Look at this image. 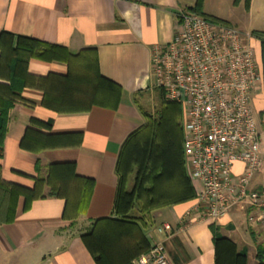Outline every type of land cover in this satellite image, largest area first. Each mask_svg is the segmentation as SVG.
Segmentation results:
<instances>
[{
  "label": "crops",
  "instance_id": "obj_1",
  "mask_svg": "<svg viewBox=\"0 0 264 264\" xmlns=\"http://www.w3.org/2000/svg\"><path fill=\"white\" fill-rule=\"evenodd\" d=\"M196 1L191 4L189 0H0V34L2 31L12 33L13 45L17 36H27L62 45L75 56L70 64L29 57L31 75H66L69 70L79 74L90 63L98 74L122 88L116 108L94 104L87 111L75 113H59L45 106L44 91L37 85L26 86L19 92L8 114L0 157L3 179L31 187L32 177L37 174V159L41 160L43 175L52 163L74 161L76 174L93 179L95 185L86 212L75 219L63 216L64 199L36 200L24 210L21 197L15 221L0 225V264H97L81 235L92 228L95 220L113 217L119 153L127 137L148 122L145 113L156 114L167 108L173 128L171 135L181 148L182 111L178 106H166L162 102L161 91L152 75L151 52L155 45L163 46L172 41L177 31V14L194 6ZM202 11L215 16L204 7ZM253 44L262 78L253 90L251 107L264 150L263 51L259 39ZM1 74L0 82L8 83V70H1ZM150 93L159 96H155L159 101L152 111L141 102ZM32 119L51 126L36 125ZM29 126L43 133L72 135V142L69 141L75 143L42 149L40 153L26 150L21 147V140ZM183 158L184 163L176 172L175 198L186 199L152 211L146 217L148 228L133 226L134 235H125L122 242L113 246L116 256L125 260L137 257L141 248L138 243L145 235L151 244L155 240L164 241L171 264H215L211 230L214 224L247 254V264H258L257 248L264 244V223L250 221V216L258 209L238 204L218 222L202 218L196 208L199 184L192 181L190 187ZM242 170V164L235 165L237 174ZM262 181V175L257 174L251 182V190L260 191ZM132 183L133 178L130 187ZM164 223L172 226L170 236L157 230ZM99 226L103 233L110 223ZM119 234H115V239L121 237Z\"/></svg>",
  "mask_w": 264,
  "mask_h": 264
},
{
  "label": "trees",
  "instance_id": "obj_2",
  "mask_svg": "<svg viewBox=\"0 0 264 264\" xmlns=\"http://www.w3.org/2000/svg\"><path fill=\"white\" fill-rule=\"evenodd\" d=\"M203 1L197 0L189 9L207 19L227 23L204 13ZM250 1L246 0L248 8ZM253 34L261 42L264 66V31H253ZM13 41L12 33L1 32L0 75H2L1 70L7 69L9 77L8 83L0 82V157L7 132L9 111L18 99L19 92L26 86L41 87L44 91L43 104L59 113L87 111L94 104L117 107L122 88L98 74L90 63L79 74L69 70L66 75L49 74L37 77L29 73V57L72 63L75 56L66 47L20 35L17 36L15 45ZM36 80L37 83H34ZM159 89L162 102L166 106H178L184 119L182 105L169 100L164 89ZM145 115L148 117V122L127 137L119 153L116 165L119 182L113 217L95 220L92 228L81 235L97 264H131L134 258L125 260L116 256L113 247L116 242H122L125 235L133 236L134 227L141 225L144 229L148 228L146 217L155 209L186 199V197L175 198L178 186L176 172L183 165V156L185 157L184 124L182 125L183 140L179 149L174 135H171L173 128L168 109L163 108L156 114L145 113ZM32 122L47 128L51 126L50 123L37 119H32ZM72 139V135L43 133L34 126H29L21 140V147L40 153L42 149L74 145L75 141L71 143ZM41 170V160L37 159V174L32 177L34 183L29 187L3 179L0 164V225L15 221L21 197L24 198V210H28L36 200L55 197L65 200L63 213L65 218L75 219L86 212L95 181L78 176L74 161L52 163L48 165L45 175ZM131 178L133 183L130 187ZM187 182L191 187L190 176ZM104 222L110 223V226L102 233L99 225ZM211 230L215 246V264H247V254L241 251L232 239L222 235L214 224L211 225ZM117 233H120L121 237L115 239ZM140 245L138 256L147 252L151 243L143 235L138 243V246ZM257 259L258 264H264V244L257 248Z\"/></svg>",
  "mask_w": 264,
  "mask_h": 264
},
{
  "label": "built area",
  "instance_id": "obj_3",
  "mask_svg": "<svg viewBox=\"0 0 264 264\" xmlns=\"http://www.w3.org/2000/svg\"><path fill=\"white\" fill-rule=\"evenodd\" d=\"M177 18L172 41L152 48L151 68L157 86L184 110L185 161L199 184L196 208L202 218L218 222L235 205H249L258 209L250 221L264 223V150L251 107L262 78L256 37L190 9ZM236 164L243 165L239 174ZM257 174L260 191L250 188ZM157 230L172 234L169 223ZM131 264H171L164 241H153Z\"/></svg>",
  "mask_w": 264,
  "mask_h": 264
},
{
  "label": "rangeland",
  "instance_id": "obj_4",
  "mask_svg": "<svg viewBox=\"0 0 264 264\" xmlns=\"http://www.w3.org/2000/svg\"><path fill=\"white\" fill-rule=\"evenodd\" d=\"M189 1L192 4L195 0ZM203 7L207 12L228 20L245 31L264 30V0H251L249 8L246 5V0H204ZM156 95L150 93L146 98H143L144 102L141 100L144 108H148L150 111L154 110L158 105L155 102L159 101V99L156 100Z\"/></svg>",
  "mask_w": 264,
  "mask_h": 264
}]
</instances>
